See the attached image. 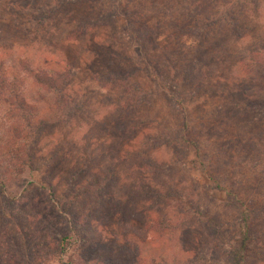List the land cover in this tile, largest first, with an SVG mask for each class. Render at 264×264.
I'll use <instances>...</instances> for the list:
<instances>
[{
    "label": "trees",
    "instance_id": "obj_1",
    "mask_svg": "<svg viewBox=\"0 0 264 264\" xmlns=\"http://www.w3.org/2000/svg\"><path fill=\"white\" fill-rule=\"evenodd\" d=\"M84 1L53 0L48 4L34 0L31 5H34L33 12H40L37 21L44 25L47 19L62 9ZM96 1L103 4L99 20L93 21L88 17L76 19L78 24L69 32L67 40H79L106 19L111 22L116 18L123 19L124 38L136 47L135 57L147 65L144 71L148 73L149 83L158 87L178 118L176 135L159 138L153 148H177L180 145L188 148L193 145L200 156V145L189 124L187 99L189 91L194 94L191 84L206 81L211 76L209 71L214 55H209L204 43L211 32L219 29H229L231 37L236 36L238 42L243 38L248 40L253 29V13L262 9V0H164L161 6H158L160 0ZM149 5L151 8L148 9ZM217 7L220 11L214 18L209 13ZM157 11H175L178 17L185 19V23L179 25L183 37L193 31L199 39L204 38L198 45L178 48L187 61L182 74L184 82H181L180 69L175 66L176 57L165 67L159 61H152L153 53H161L159 40L163 26L154 15ZM88 23L92 26H87ZM261 40L264 42V37ZM170 44L166 48L168 53L163 54L171 58L173 51ZM224 51L227 49H222V53ZM233 68L240 70L245 77L238 81L239 87L233 92L235 106L264 114V43L246 48L244 55L234 60ZM19 70L24 71L40 91L37 92L38 97L36 93L31 94L27 91L26 78L18 75L11 77L0 62V109L5 108L4 117L9 123L6 139L0 138V264H36L44 259L60 258L62 254L69 257L67 264H155L163 256L161 248L166 249L163 243L167 235L176 237L182 243L181 249L186 255L193 251L200 254V247L197 249L195 246H204L202 231L197 238L184 239L188 230L202 226L195 221L201 220L199 216L184 213L183 218L179 213L178 218L173 220L146 213V207L170 203L177 200L180 193L175 189L163 191L151 182L168 169L154 157L136 158L133 162L139 176L124 181L116 173L114 164L105 172L100 166L89 167L84 163L73 167L65 177L55 171L58 151L49 148L45 153L37 145L43 137L56 133V130L50 132L57 127L52 119L56 113L60 115L58 122L63 115L68 119L76 115L72 112L66 114L72 105L68 94L73 78L72 66L50 70L47 66L33 67L26 61L19 64ZM140 72L136 68L94 73L103 88L120 90V102L116 104L114 116L124 120L119 125L123 137L137 135L136 126L128 123L129 117L150 100V89L136 80ZM247 82L250 85L245 86L243 83ZM43 101L47 104V112L42 111ZM35 141L38 144L35 145ZM28 170L43 174V182L30 181L17 194L10 192V187L22 181ZM46 171L49 174H45ZM203 173L212 176L217 181L216 188L223 190L220 182L207 169H203ZM63 181L67 185L64 192L59 185ZM112 188L121 190L120 195H116ZM224 190L226 205L238 212L237 234L233 236L214 216L207 220L203 212L205 222L201 223L227 253L228 264H264V205L256 206L240 197L238 186ZM192 212L200 213L195 209ZM97 217H100L98 221L103 229H107L106 221L112 223L113 220L109 219L117 218V230L113 229L105 235H90L95 230L93 223H97L93 219ZM197 259L198 256H195L191 261Z\"/></svg>",
    "mask_w": 264,
    "mask_h": 264
},
{
    "label": "rangeland",
    "instance_id": "obj_2",
    "mask_svg": "<svg viewBox=\"0 0 264 264\" xmlns=\"http://www.w3.org/2000/svg\"><path fill=\"white\" fill-rule=\"evenodd\" d=\"M39 1L50 4L53 0ZM163 2L164 0H160L158 6L164 5ZM33 3L34 0H0V62L11 77L18 75L26 78L27 91L36 93V97L40 88L34 86L24 71H17L21 62H30L33 67L47 66L50 70L72 66L73 78L68 89L72 105L66 114H76L72 119L63 115L58 122L60 115L56 113L52 119L56 122L57 129H50V132L56 130V133L43 137L37 148L45 153L49 148L58 151V167L55 171L59 172L61 177H65L73 167H80L84 163L89 167L100 166L105 172L114 164L116 173L120 174L124 181L139 176L133 162L136 158L154 157L167 165L168 169L161 177L151 182L160 186L163 191L175 189L180 193L178 199L170 203L146 207V213L153 217H169L173 220L178 218L179 213L183 218L184 213L195 214L201 218L195 221L202 226L188 230L184 239L197 238L201 231L205 238L204 246H195L197 249L200 247V254L193 251L186 255L181 249L182 243L176 237L167 235L166 242L163 243L166 249L161 248L163 256L155 264H228L227 253L201 223L205 222V215L201 212L206 214L207 220L210 216L217 218L225 229H229L235 236L238 232V212L226 205L224 188L238 186L240 197L256 206L264 205V114L250 108L238 109L233 100V92L239 87L238 81L245 78L240 70L233 68L234 60L237 61L238 56L244 55L246 48L264 43L261 40L264 37V0L258 14L253 13V29L248 40L242 37L243 40L238 42L236 36L231 37L232 32L229 29H219L211 32L208 41L204 43L210 52L209 55H214L209 71L211 76L206 81L191 84L190 86H194V94L189 91L187 99L189 124L195 140L200 145V156L193 145L188 148L184 145L177 148H153L159 138L176 135L179 128L178 118L158 87L149 83L148 73L144 71L147 65L140 63L139 57H135L136 47L124 38L123 19L116 18L114 22L106 19V23L93 27L96 29L89 31L86 36L77 41H69L67 35L77 26L76 19L88 17L93 21L99 20L102 2L85 0L77 6L64 8L47 19L44 25L37 21L40 12H33ZM219 11L217 7L209 15L215 18ZM154 15L162 21L163 27L159 40L161 53H153L152 61H159L161 66L165 67L176 57L175 66L180 69L182 75L187 61L180 55L178 48L198 45L203 41V36L199 39L198 35L189 31L183 37L180 26L185 23V19L178 17L175 11H157ZM87 26L92 24L88 23ZM168 44L173 51L171 58L163 54L168 53ZM224 48L227 51L222 53ZM136 68L141 70L136 80L150 89L151 96L143 108L129 117L128 123L136 126L137 135L123 137L119 132V125L124 120L114 116L116 104L120 102V90L115 87L113 90L103 88L95 79L94 73ZM183 76L181 82H184ZM243 84L250 85L249 82ZM42 106V111L47 112L45 101ZM4 115L5 108L1 107L2 140L7 137L5 132L9 125ZM34 144L38 143L35 141ZM203 169H207L220 182L223 190L216 188L217 181L212 176L205 175ZM45 174L49 172L46 171ZM44 177L37 171L28 170L22 181L10 187V192L17 194L30 181L42 183ZM59 185L60 190L64 192L67 186L65 181ZM112 191L116 192V195L121 192L113 188ZM194 209L200 213L192 212ZM99 218L93 219L97 223H93L95 230L90 235H105L113 229L117 230V218L109 219L113 220L112 223L106 221L107 229L100 227ZM195 256H198V259L192 262L191 259ZM68 259L67 255L62 254L60 258L44 259L36 264H67Z\"/></svg>",
    "mask_w": 264,
    "mask_h": 264
}]
</instances>
